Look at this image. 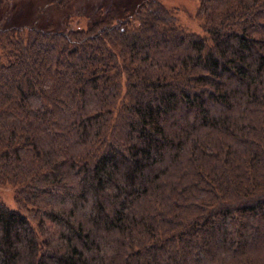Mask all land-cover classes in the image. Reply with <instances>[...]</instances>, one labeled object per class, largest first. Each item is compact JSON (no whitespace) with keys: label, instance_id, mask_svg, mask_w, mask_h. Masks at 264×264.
<instances>
[{"label":"trees","instance_id":"obj_1","mask_svg":"<svg viewBox=\"0 0 264 264\" xmlns=\"http://www.w3.org/2000/svg\"><path fill=\"white\" fill-rule=\"evenodd\" d=\"M176 10L0 20V264H264V0Z\"/></svg>","mask_w":264,"mask_h":264},{"label":"rangeland","instance_id":"obj_2","mask_svg":"<svg viewBox=\"0 0 264 264\" xmlns=\"http://www.w3.org/2000/svg\"><path fill=\"white\" fill-rule=\"evenodd\" d=\"M138 0H72L67 6H60L58 0H0V20L16 26H65L70 22L76 25L81 20L84 29L96 20V13L133 6ZM164 3L177 11L179 24L190 31L203 34L197 18L199 0H164ZM138 7V6H137ZM0 200L11 209H20L14 189L0 186Z\"/></svg>","mask_w":264,"mask_h":264}]
</instances>
